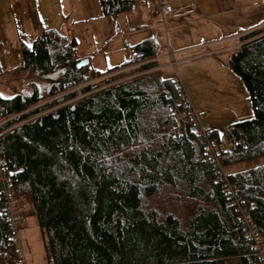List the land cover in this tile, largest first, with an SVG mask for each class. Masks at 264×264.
Returning a JSON list of instances; mask_svg holds the SVG:
<instances>
[{
	"label": "trees",
	"instance_id": "16d2710c",
	"mask_svg": "<svg viewBox=\"0 0 264 264\" xmlns=\"http://www.w3.org/2000/svg\"><path fill=\"white\" fill-rule=\"evenodd\" d=\"M97 5L115 18L134 0ZM238 35L227 65L252 117L228 126L231 143L217 165L205 159L201 138L185 127L172 134L170 102L181 91L159 70L92 83L128 63L77 69L75 41L51 29L19 45L15 69L31 83L27 95L0 97V161L13 197L34 214L48 264H259L239 210L264 245V164L225 168L264 158V25ZM132 48L155 55L152 38ZM82 84L83 97L69 102ZM9 232L0 214V264H16Z\"/></svg>",
	"mask_w": 264,
	"mask_h": 264
},
{
	"label": "rangeland",
	"instance_id": "374dc122",
	"mask_svg": "<svg viewBox=\"0 0 264 264\" xmlns=\"http://www.w3.org/2000/svg\"><path fill=\"white\" fill-rule=\"evenodd\" d=\"M6 1L5 9L9 8L13 13H19L17 0ZM164 1L172 10H181L184 7L181 8L180 4L186 0ZM26 3L25 1L24 5ZM219 3L223 12L218 16L197 19L193 22H188L189 16H185L182 12L161 17L151 4L147 7L144 5L143 11L141 10L137 14L129 11L121 13L115 18L103 19L106 20L103 26L105 28H102L98 21L83 24L74 23L71 26L62 27L59 20L64 14L65 0H36L33 8L36 15L32 16L30 29L23 25L27 17L24 19L19 16L12 19L0 9V24L4 22L16 23L20 32L18 36L14 34L12 25L0 27V97L11 98L17 94L27 95L29 93L31 78L16 72L15 61H6L5 51L10 52L7 58H13L16 55L12 53L14 45L29 46L42 30L51 29L62 33L68 39H74L76 46L73 57L80 60L88 57L89 71H105L125 63L126 49L137 41L146 38L153 39L151 32L156 30L158 43H162V38L163 43L166 42L167 37L170 46H166L165 43L163 56H158L155 60L154 55L153 61H149V63H155L153 68L143 70L141 65L128 64L102 78L95 79L92 83L122 75L112 82L116 83L149 71L159 70L161 78H176L179 81L192 111L198 117L201 125L224 137L229 125L252 117L248 93L240 78L228 67L227 59L230 53L241 45L238 36L234 35L251 31L254 28L249 27L260 22V26L264 25V0H219ZM1 5L4 4L1 2L0 8ZM32 6L30 3L28 15L32 14ZM169 18H175V21L174 19L169 21ZM176 36L178 37L175 40ZM232 36H234V40ZM221 37L223 43H226L225 46H233L227 53L217 54L215 52L224 45H206L205 48L191 49L193 51L181 50L184 47L188 48L191 43L199 41V44L200 39L203 42H210ZM124 40L128 42L126 47L122 44ZM169 54L171 56H168ZM88 84L73 88L72 91L76 92V96L69 102L82 98L83 94L78 91ZM262 164H264V158H259L225 168V172L233 173ZM17 205L26 211L23 221L17 225L25 264H48L32 210L21 200H18ZM225 264L239 263L237 259L233 258L226 260Z\"/></svg>",
	"mask_w": 264,
	"mask_h": 264
},
{
	"label": "built area",
	"instance_id": "2783aa9c",
	"mask_svg": "<svg viewBox=\"0 0 264 264\" xmlns=\"http://www.w3.org/2000/svg\"><path fill=\"white\" fill-rule=\"evenodd\" d=\"M157 5L161 17L172 13L179 14L180 12H186L185 10H172L164 0H157ZM151 33L154 35L153 30ZM122 44L126 47L128 42L124 40ZM163 48L164 47L162 46H154L155 60L163 53ZM126 50V61L129 65L143 66L154 59H145L142 52L133 49L132 47H128ZM9 53V51H5L6 57ZM168 56H171V54ZM171 82L175 88H179L181 91L179 99L175 100L172 98L170 102V111L174 119V129L172 134H177L181 128L185 127L189 133L201 138L203 141L202 153L205 159L217 165L219 155L227 150L231 143L229 131H227L226 136L223 137L218 134H213L211 130L201 125L198 117L192 111L179 81L176 78H173L171 79ZM180 103L182 104V107H180ZM218 171L220 177L225 176V173L221 168H218ZM9 185L10 178L3 173V163L0 161V190L3 198V205L0 207V214L3 215L10 227L8 238L12 246L15 248L16 264H25L17 232V225L23 221L26 212L18 207V200L13 197V191ZM228 191L229 193H232V190L229 189ZM239 218L244 227L243 236L250 241L252 248L254 249V255L259 264H264V245L260 244L259 236L251 226L249 216L244 209L240 208Z\"/></svg>",
	"mask_w": 264,
	"mask_h": 264
},
{
	"label": "crops",
	"instance_id": "0c3cea01",
	"mask_svg": "<svg viewBox=\"0 0 264 264\" xmlns=\"http://www.w3.org/2000/svg\"><path fill=\"white\" fill-rule=\"evenodd\" d=\"M25 1L27 3L24 5ZM1 2L4 5H1L0 9H1V11L4 14L6 13L5 15L7 17H11L12 19H15V18H17L19 16H21L24 19H25V17H27L24 20L23 25L27 26V29H30L32 16L36 15L35 10L33 9L34 6H35L34 4L36 3V0H17V2H18L17 3V8H18L19 13H17V12L13 13V11L11 9H9V8L5 9V7L7 6V1L6 0H0V3ZM30 3L33 5L32 6V14L28 15V12L30 10L29 9ZM65 4H66V7L64 9V14L61 15V18L59 20V24L62 27L65 26V25L71 26L74 23L75 24H83L85 22L98 21L99 24H101V27L105 28L103 26H104V23H106L105 22L106 20H103V19H108V18H104V17H102L100 15L99 9H98V5H97V0H65ZM149 4H151L152 7L154 9H156L157 13L159 14L157 0H134V5L132 7L131 12L133 14H135V13L137 14V13H139L142 10V7L144 5L147 7ZM180 7L181 8L184 7V9H181V10H185L186 11V12H184L185 16H189L188 22H193V21H195L197 19H201V20L202 19H207L209 17L210 18H214V17L218 16L220 13L223 12V9H222V6L219 3V0H186L185 2L180 4ZM176 8H178V7H176ZM168 15L170 16L171 14H168ZM173 19L175 21V18H169V21L173 20ZM260 24H261V22L259 24H257V25H252L249 28H254L255 29V26H257L256 28H258V26H260ZM6 25H12L11 28L13 29L14 34H16L18 36V33H20V32L17 29L18 27H16V23L4 22V23L0 24V27L1 26L5 27ZM160 36L162 37V34ZM191 36H192V34H191ZM234 36H238L239 37V35H234ZM234 36H232V39L234 38ZM152 37H153L152 40H153L154 46H162L163 47V45L165 43H166V46H170V42L168 41L167 37H166V42L163 43V38H162L161 39L162 43H158V41L156 40L158 38V33H157L156 30H154V35H152ZM177 37L178 36L174 37L175 40L177 39ZM174 38H172V39H174ZM200 40H201V42L199 44H198L199 41H197V42L189 44L188 48H186V47L181 48V50L193 51L191 49H194V48H198V49L199 48H205L206 45H224L221 49L215 50V52L217 54H223V53L229 52L228 51L229 48L233 47V46H225L226 43H223L222 37L219 38V39L212 40L210 42H203L202 39H200ZM140 41H137L133 45H130V47L138 44ZM175 52H177L176 49H175ZM215 52H213V53H215ZM12 53H14L16 55L13 56V58H7L6 57V61H8V62L15 61V63H16L15 66H17L18 61L20 60L17 57V55L19 53L18 44L14 45V47L12 48ZM202 55H204V54H202ZM160 56L162 57L163 54H161Z\"/></svg>",
	"mask_w": 264,
	"mask_h": 264
},
{
	"label": "water",
	"instance_id": "95a60500",
	"mask_svg": "<svg viewBox=\"0 0 264 264\" xmlns=\"http://www.w3.org/2000/svg\"><path fill=\"white\" fill-rule=\"evenodd\" d=\"M17 57L20 59V54H18ZM87 64H88V60L87 59H83V60L77 61L76 64H75V67L77 69H80V68L85 67Z\"/></svg>",
	"mask_w": 264,
	"mask_h": 264
}]
</instances>
